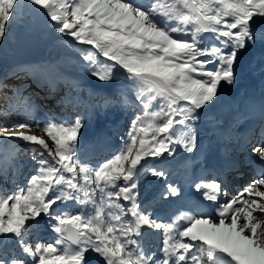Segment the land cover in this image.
<instances>
[{"label":"snow or ice","instance_id":"obj_1","mask_svg":"<svg viewBox=\"0 0 264 264\" xmlns=\"http://www.w3.org/2000/svg\"><path fill=\"white\" fill-rule=\"evenodd\" d=\"M27 4L56 39L70 40L82 72L101 87L114 86L92 107L101 114L131 109V115L127 133L118 134L122 146H110L111 156L92 163L93 146L81 143L79 112L30 119V98L20 89L9 95L0 85L7 101L0 107V145L28 147L39 165L26 188L0 190V264H264V100L232 113L234 123L259 112L260 143L249 148L228 123L215 120L222 162L210 167L198 155L201 114L223 85L235 84L241 56L264 50V0ZM22 7L21 0H0V42ZM32 127L47 139L29 134ZM240 152L260 170L222 200L228 196L222 177L239 173ZM6 172L7 166L0 168ZM177 174L211 202L214 215L187 209L166 220L149 210L143 184L149 178L163 184L154 198L167 202L182 195L169 179ZM45 230L55 234L54 242L42 241Z\"/></svg>","mask_w":264,"mask_h":264},{"label":"rangeland","instance_id":"obj_2","mask_svg":"<svg viewBox=\"0 0 264 264\" xmlns=\"http://www.w3.org/2000/svg\"><path fill=\"white\" fill-rule=\"evenodd\" d=\"M21 3L23 6L21 14L8 26L7 39L0 42V85H6V90L9 95L11 91L20 89V85L27 83L29 79H31L29 81H34L35 79L39 81H43V79L45 81H51L49 75H53L60 85L65 86L67 83H77L81 89L88 91L89 94L97 92L99 97L108 91L110 87H114H101L97 81L82 72L79 64V55L75 49L69 46L70 40L67 38L56 39L50 28L43 23V17L27 4V0H21ZM23 17H26L28 21L27 19L24 21ZM30 20L32 22L31 24L29 23ZM33 62L38 63V65L43 64V67L41 68L39 66L37 68L36 63L34 65L30 64ZM263 69L264 50L258 47L253 51L244 53L237 65L235 84L223 85L219 93L220 98L206 112L201 114V120L199 122L200 132L202 134L206 132L203 137L212 139V144L223 147L222 143L219 144L217 141L218 134L213 132L215 120L229 123L232 129L234 126V133L237 134L238 126L243 122L242 116L236 118L233 123L231 121L233 119L232 113L237 108L241 109L240 111L242 112V107L240 106L242 100L245 101L247 99L245 98L246 91H249L248 95L251 92L249 83H264ZM34 71H39L36 77H33ZM30 84H27L24 93L29 94L34 92L30 88ZM92 84H96V88H92ZM26 89L27 91H25ZM3 100V102L0 100V107H4L7 103L4 98ZM3 119V115L0 114V120ZM35 133L31 129L30 134L35 135ZM42 134L44 136V133ZM202 134L200 133V135ZM44 137L47 139L46 135ZM48 142L51 144L50 140ZM205 144L211 146L210 142L208 145V141ZM221 149L223 151V148ZM12 153L15 154L12 155ZM32 155L33 152L28 147H19L17 150L11 146L0 145V168L7 166V172L0 173V190L13 192L17 190V187L26 188L28 180L32 175L37 174L39 167L38 164L32 161ZM241 166H243V163H241ZM171 167L174 172L177 171V165L175 163ZM241 175L244 176V174ZM226 177V181H228V176ZM169 179L171 182L177 183L178 174L171 176ZM251 181L244 180L248 185ZM160 186L163 185L149 178L143 184L142 191L157 189ZM240 186L242 189L245 187L242 184ZM184 188H186L188 195L193 194V190L186 183ZM160 191L162 190L160 189L158 192ZM158 204L164 203L158 199ZM73 210H75V206H73ZM54 236V233L45 230L41 234V239L46 244L48 242H54Z\"/></svg>","mask_w":264,"mask_h":264},{"label":"bare ground","instance_id":"obj_3","mask_svg":"<svg viewBox=\"0 0 264 264\" xmlns=\"http://www.w3.org/2000/svg\"><path fill=\"white\" fill-rule=\"evenodd\" d=\"M263 71H264V69H263ZM35 73L36 72L34 71L33 74H35ZM49 76H50L51 81H49V80L45 81L44 79H43V81H39L38 79L37 80L35 79L34 81H29V80H31V79H29L27 81V83H25V84L23 83L22 85H20L19 88L21 91H23V95L27 96L28 94L24 93L23 89H25L27 87V84L31 83L30 88L33 89L34 92H31L29 94H31L33 100L36 103H39L41 105V108L44 109L45 111H47V113H49L48 114L49 119L58 120L61 118H60L58 112H56L52 108L63 109V107L58 103V100H59V98H61V95H64L70 89H74V88H72V85H74V84L73 83H67L65 86L60 85V83L57 82L58 80L53 75H49ZM255 77H256V75H255ZM249 85H250L251 92H250V95H248L249 91H246L245 98H247V99L245 101L242 100V104L240 106V107H242V112L245 111L246 107L249 104L258 105L262 100H264V83L251 82V83H249ZM242 97H244V96H242ZM62 98L70 99L71 96L66 95V96H63ZM0 100L2 102L4 101L2 97L0 98ZM69 110H70V108H69ZM69 110L67 109L66 111L69 112ZM110 111H111V109L109 110L108 117H110ZM113 112H114L113 113L114 120H113L112 124L111 125L109 124V126H107V124L105 125L104 122L98 120V122H97L98 124H96L95 128H94L95 132L93 134V137L98 139V136H100L101 132L104 131L105 127H107L110 134L113 133V135L116 137L117 136L116 134L118 133V131L115 130V126L117 125V129L122 128L123 127L122 123H124V121L127 124L122 129H123V132L125 131L127 133L130 115H131V109H128L126 111L114 110ZM65 117H67V116H65ZM242 121L243 122L240 124V126H238V130H237V134H235V138H238L241 143H244L245 140L248 138V136L251 134V132H254L255 129L261 124L259 112L255 111V112H250V113L243 115ZM84 124L89 126L88 121L84 122ZM33 129L36 133L40 132L39 128L35 127V128H32V130ZM233 129H234V126H233ZM201 131H203V130H201ZM30 133H31V131H30ZM36 133H35V135H36ZM200 133L202 134V132H200ZM205 134H206V132L203 133L202 135H200L201 136L200 143L202 146L201 152L198 153V155H200V157H201L200 163L203 164L206 161L210 167L219 165L223 159V151L221 149L223 147H220V145L218 146V145L212 144L211 143L212 139H209L208 137H203ZM252 136H253V134L250 136V138ZM100 139H101V137H100ZM205 140L208 141V145L210 142L211 146L210 145L207 146L205 144V142H207V141H205ZM217 141L219 142V144L221 143L218 139H217ZM120 142L121 141L119 140V138H116L113 143H110L109 145L105 146V148H109L110 146L119 144ZM248 147L250 148V144H248ZM97 148L102 149L101 144L98 145L94 149V151H96ZM236 154H238L237 155L238 159H243V160L248 161L249 164L246 165V168H252L251 170H248L247 172H243V173H245L244 176L241 175L242 177H240L239 184L240 185L242 184V186L245 185V187H246L248 185V183H245L244 180L250 181V180H253L254 178H256L255 173L260 170L261 166L258 163L254 162V158H253V162L250 163L248 160L247 154H245L243 152L236 153ZM92 163H95V162H92ZM226 179L227 178H226V174H225L222 177V180H223L224 186L227 189L228 196L222 197V200L230 199L231 196L235 195L238 191L243 190L242 187H241V189L238 188L237 190H234L233 186L235 184H233L231 182V180L226 181ZM232 179L236 180L235 177H233V176H232ZM177 183H179L181 188L183 189L181 197L172 198L171 200L164 202L163 205H165V206L164 207L160 206L159 207L160 209H154L153 208L158 203L157 202L158 199H156L154 197L160 189L161 190L163 189V186H160V188H157V189L146 190L145 192H143V197L145 199L146 204L150 205L149 210L154 211L155 214L158 216H163L166 220L172 214L177 213L180 210H187V209H191L193 214H196V215H199L201 213H205V214H209V215L215 214V209L212 206L211 202L204 201L202 197L198 196L194 192H193V194L190 193L192 196L188 195L186 188H184L185 182L180 178V175H178ZM164 208H166V209H164ZM150 239H154V237L150 238Z\"/></svg>","mask_w":264,"mask_h":264},{"label":"trees","instance_id":"obj_4","mask_svg":"<svg viewBox=\"0 0 264 264\" xmlns=\"http://www.w3.org/2000/svg\"><path fill=\"white\" fill-rule=\"evenodd\" d=\"M26 19H27L26 17H23V20H24V21H26ZM27 21H28V19H27ZM29 23H30V24L32 23L31 20L29 21Z\"/></svg>","mask_w":264,"mask_h":264},{"label":"water","instance_id":"obj_5","mask_svg":"<svg viewBox=\"0 0 264 264\" xmlns=\"http://www.w3.org/2000/svg\"><path fill=\"white\" fill-rule=\"evenodd\" d=\"M92 86L95 88L96 87V85L95 84H92Z\"/></svg>","mask_w":264,"mask_h":264}]
</instances>
